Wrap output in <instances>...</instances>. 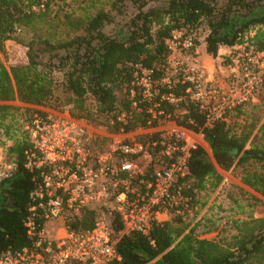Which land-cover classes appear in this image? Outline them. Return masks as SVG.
I'll return each mask as SVG.
<instances>
[{
	"label": "trees",
	"instance_id": "obj_1",
	"mask_svg": "<svg viewBox=\"0 0 264 264\" xmlns=\"http://www.w3.org/2000/svg\"><path fill=\"white\" fill-rule=\"evenodd\" d=\"M69 1L0 0V50L18 30L34 33L27 44V63L8 69L0 59V146L14 164L0 180V253L35 243L25 220L33 207L44 209L34 195L44 168L26 165L27 151L34 146L25 126L36 113L43 114L45 106L109 133H132L159 126L149 112L158 102L179 125L201 132L212 153L202 145L192 148L187 173L175 181L176 190L192 208L203 209L208 203L205 197L224 180L220 170L235 165L259 166L246 169L241 182L264 196V122L257 129L264 116L261 103L250 101L236 107L229 120L207 125L200 105L186 95L182 76L172 75L170 84L162 80L170 66L167 39L175 31L194 35L195 46L188 53L203 43L214 58L223 47L264 52V0H80L77 7ZM233 56L226 57L224 65ZM139 65L159 80L161 94L172 93L179 100L171 103L160 94L146 99L135 84ZM258 93L264 95V81ZM16 100L23 105L12 104ZM140 137L159 141L161 132ZM161 149L155 147L153 155ZM176 157V153L162 156L163 165ZM141 178L155 181V165L147 167L144 177L132 179V185L144 192ZM227 198L228 207L208 209H235L228 217L236 229L230 237H203L219 232L221 216L215 213L194 225L173 214L170 220L153 224L149 234L123 233L122 218L113 213L112 227L122 255L113 264H264V217H254L255 203L249 201L256 198L248 195L247 204L229 192ZM97 214L96 208L84 207L66 221L71 229L83 231L95 226ZM37 220L44 224L40 211Z\"/></svg>",
	"mask_w": 264,
	"mask_h": 264
},
{
	"label": "built area",
	"instance_id": "obj_2",
	"mask_svg": "<svg viewBox=\"0 0 264 264\" xmlns=\"http://www.w3.org/2000/svg\"><path fill=\"white\" fill-rule=\"evenodd\" d=\"M167 44L171 49L169 74L162 80L170 84L172 75H181L187 84L186 95L200 105L207 125L229 120L236 107L256 102L264 81V52L243 48L226 67L215 71L201 61L197 49L187 52L195 46L194 35L175 31ZM177 46L179 53L184 50L187 55L185 61L174 63L172 54ZM138 67L135 84L141 86L146 99L151 101L160 94L162 100L171 103L179 100L172 93L161 94L152 71ZM43 110L25 126L34 146L27 151L26 165L44 168L34 191L44 209L33 207L25 220L35 243L1 252L0 264H113L122 259L117 248L119 237L112 227L113 213L121 216L123 233L149 234L153 224L168 221L173 214L181 215L190 225L200 220L199 209L192 208L176 190L175 181L187 173V159L191 149L201 145V132L179 125L158 102L149 112L159 126L139 133H109L67 112ZM154 131L161 132L159 141L141 140L142 134ZM158 146L161 151L153 155ZM1 150L5 148L0 146ZM174 153L176 159L163 165L162 156ZM150 164L155 165L156 179L141 178L146 184L142 192L132 185V179L144 177ZM13 169L7 156L0 155V180ZM84 207L96 208L95 226L83 231L71 229L66 217L80 215ZM39 211L45 219L43 225L37 220Z\"/></svg>",
	"mask_w": 264,
	"mask_h": 264
},
{
	"label": "rangeland",
	"instance_id": "obj_3",
	"mask_svg": "<svg viewBox=\"0 0 264 264\" xmlns=\"http://www.w3.org/2000/svg\"><path fill=\"white\" fill-rule=\"evenodd\" d=\"M70 6L77 7L80 4V0H72L68 2ZM34 33L27 29H20L18 30L12 39H9L5 41L3 48L0 50V59L5 64V66L8 69H11V66L16 64H23L28 62V47L27 44L29 41L33 38ZM205 37V34L201 35V39ZM179 46L173 51L172 54V61L178 62V61H185L186 59V53L183 50L182 53H179ZM243 47L236 46V48H227L223 47L219 55L217 57H212L211 55L206 53L205 44L199 45L197 47V50L199 52V56L201 58V61L207 65L212 70H218L221 68V66L226 67L227 65H224V60L226 57H228L231 54H234V56L238 55L242 52ZM233 56V57H234ZM256 103H261V107L264 110V95H260L257 93V100ZM14 105L22 106L23 104L19 101L12 102ZM45 110H51V111H58L53 109L52 106H45L41 107ZM264 122V116L261 119V121L258 124L257 129L260 128L262 123ZM92 126H97L94 123L91 122ZM144 132V131H143ZM201 145H203L209 154L212 156L211 150L207 143L205 142L204 138H201ZM0 155H6L5 151L1 150ZM258 165L254 164H246V165H235L232 169L225 171L220 170V172L224 175L223 184L219 189H217L215 192L208 194L205 199L208 201L207 205L203 209H199L197 212V215L199 219H202L203 217L215 213L219 216H221V221L219 225V232H214L206 235L209 238L217 237L218 234H223L224 236L230 237L234 234H236V229L234 226L230 223H228V217L233 215L235 212V209H208L212 205H224L225 207L229 206V200L227 198V193H231L232 196L235 198H238L243 201L244 204H247L249 201L250 203H255L254 207V217L260 218L264 217V196L257 193L250 187L244 185L241 182V178L244 174V171L246 169H252V168H258ZM241 188L247 192L249 196H253L256 198V200L250 199L247 200L248 195H246Z\"/></svg>",
	"mask_w": 264,
	"mask_h": 264
},
{
	"label": "crops",
	"instance_id": "obj_4",
	"mask_svg": "<svg viewBox=\"0 0 264 264\" xmlns=\"http://www.w3.org/2000/svg\"><path fill=\"white\" fill-rule=\"evenodd\" d=\"M135 133H139V131L138 132H135ZM203 146V145H202Z\"/></svg>",
	"mask_w": 264,
	"mask_h": 264
}]
</instances>
